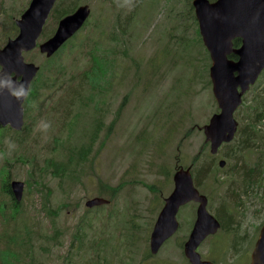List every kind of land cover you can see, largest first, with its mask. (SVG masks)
<instances>
[{
  "label": "rangeland",
  "instance_id": "rangeland-1",
  "mask_svg": "<svg viewBox=\"0 0 264 264\" xmlns=\"http://www.w3.org/2000/svg\"><path fill=\"white\" fill-rule=\"evenodd\" d=\"M30 1L0 0V47L17 33L16 20ZM57 5L73 11L89 5L91 16L60 49L55 61H49L51 58L38 49L25 55L27 61L40 66V71L48 69L37 87L38 83H51V76L58 81L53 89L39 95L43 104L31 122L34 131L28 133L27 129L20 136L24 145H19L13 131H4L0 142V169L4 168L5 180L7 172L9 181L25 183L18 223H36L39 243L34 240V264H159L164 258L173 260L168 264L182 261L179 246L196 220L194 204V216L192 207L181 209L178 234L156 256L150 253V236L164 200L174 188L177 166H188L199 152L203 165L212 162L218 168L205 190L200 189L210 198L211 213L231 216L236 232L245 231L256 240L264 223V178L256 172L248 179L245 172L257 166L264 152L238 153L230 162L226 153L240 151L238 135L230 147L211 154L210 143L200 128L219 112L210 79L212 62L208 54L203 56L202 41L195 33L198 26L187 11V0H59ZM56 27L53 19L45 26L50 30ZM46 38L43 36L40 43ZM95 55L96 60L101 56L113 63L105 92L93 90L92 80L88 85L82 81ZM259 81L255 86L262 88L264 72ZM255 86L247 94L248 100L254 97ZM248 106L249 101L236 115L240 128ZM74 110L79 113L72 126L76 125L77 137L69 143L67 139L74 134L62 127V120ZM98 118L103 120V129L91 144L84 133L87 137L93 133ZM41 122L51 124L48 132L42 130ZM72 144L90 145L87 162L80 171L75 166L70 168L77 170V175L64 179L54 176L53 159L66 161ZM220 160L226 161L223 169L218 167ZM32 164L38 177L45 176L47 198L36 190L34 179V191L30 189ZM215 176L220 183L215 182ZM1 179L0 204L7 201L11 208L10 197L1 192ZM117 186L121 191L112 198L110 187ZM94 198L110 203L86 207ZM76 232L83 242L72 245ZM45 235L57 238L59 244L45 241ZM227 237L222 232L217 238ZM0 247L4 245L0 243Z\"/></svg>",
  "mask_w": 264,
  "mask_h": 264
},
{
  "label": "water",
  "instance_id": "water-1",
  "mask_svg": "<svg viewBox=\"0 0 264 264\" xmlns=\"http://www.w3.org/2000/svg\"><path fill=\"white\" fill-rule=\"evenodd\" d=\"M56 2L57 0H32L16 20L18 35L0 48V80L15 74L22 78L20 81L17 78L13 80L29 88L38 75L40 66L26 61L25 53L38 49L41 54L51 58L82 29L90 17L89 5L78 7L75 12L59 21L53 36L39 44ZM193 6L200 34L212 60L210 79L220 108V112L201 128L206 141L211 144V153L215 155L224 143H231L235 139L239 128L235 113L242 105L244 95L264 71V0H194ZM236 38L242 39V47L230 51ZM231 52L238 55L237 61L228 58ZM23 102L24 100L16 101L7 91L0 93V123L10 124L15 130H21L24 124ZM225 164L224 160L219 162L221 168ZM173 179L174 190L165 199V205L150 237L151 253L158 254L163 244L178 231L179 209L190 202H197V217L185 245V255L191 264H208L201 260L197 249L208 234L218 230L220 223L208 212V198L196 187L191 167L180 168ZM11 189L15 200L21 202L24 182L13 181ZM109 203V200L94 198L86 202V207L94 208ZM252 264H264V226L252 256Z\"/></svg>",
  "mask_w": 264,
  "mask_h": 264
},
{
  "label": "trees",
  "instance_id": "trees-1",
  "mask_svg": "<svg viewBox=\"0 0 264 264\" xmlns=\"http://www.w3.org/2000/svg\"><path fill=\"white\" fill-rule=\"evenodd\" d=\"M211 1V0H210ZM187 7H188V13L191 11V0H187ZM73 10H66L62 9L60 6L53 12L51 19L54 20V24L57 25L61 18L65 17L66 15H69L72 13ZM191 14V13H190ZM55 31V28L52 30L45 29L44 36L47 38L50 37ZM64 48H62L63 50ZM62 50H60L57 54H55L49 61H55L56 57L61 54ZM97 59V56L95 55L91 65L89 66L88 71L85 72L84 77L82 78V81L88 85L89 80H92V89L96 91L105 92L106 87L111 81L112 76V62H109L108 60H105V57H101ZM48 71L47 67H44L43 71H41L38 75V78L36 81L41 82V76L44 75V72ZM50 82H44L38 83V87L36 88V99L41 102V97L39 96L42 91L45 92L47 89H53L54 85L57 83L58 79L56 77H49L48 79ZM260 82V81H259ZM90 85V84H89ZM256 93L254 94V97L251 100H248L247 94L244 97V104L249 101L248 111L245 115V120L243 121L242 128H239L238 134L241 136L242 144L238 143V148L240 151H233L232 153H226V156L230 159V162L233 161V158L238 156V153H245L250 151H258V152H264V84L263 87L260 88V85L257 87L255 86ZM43 93V92H42ZM75 96V95H74ZM43 102L40 103L42 105ZM84 105L89 107L88 102H84ZM78 112L74 110L73 115H67V118H63L62 120V127L70 128L74 134V136H69L67 141L70 143L71 141H74L76 139V125L74 127L73 123L77 122L78 119ZM96 116V115H95ZM97 125L98 127L93 131L90 136L87 137V133H84V139L90 138L92 140L91 144H94L95 139L99 132L103 129V120L102 118L97 119ZM81 137L80 139H82ZM20 143L19 145H24L23 138L21 140H18ZM62 143L63 140H62ZM231 144L225 145L226 147H230ZM90 145L88 148H85L83 145L81 147H78V145H73L69 147L67 150V153L65 154V157H67L66 161L63 160H55L53 159L52 163V173L54 176L60 177L61 179H64L66 176H72L77 175V170L80 171L81 167L87 162L89 153H90ZM237 149V148H236ZM215 161V160H214ZM261 162L263 164L261 165ZM75 166L77 170L72 171L70 170L71 167ZM192 166V172L194 175V180L198 188H201L205 190L206 182L208 179L212 177L213 174H215V171H218V168L216 165H214L212 162L208 165L202 164V153L199 152L190 162V164L187 166ZM239 166V165H238ZM33 171L30 173L29 177V185L30 189L33 192V188L31 186L33 185L31 182V179H34L37 183L36 188L37 191L42 192L43 198H47V191L45 183V176L41 179L38 177V175L35 173V168L32 164ZM48 166L45 164L43 166L44 172L47 171ZM181 168V166H179ZM256 172L262 173V178H264V158H262L255 168H250L249 171L246 170L245 175H249V177L254 176ZM7 174V172H6ZM215 182L220 183V180L218 177H214ZM252 181V180H251ZM41 186L42 188H40ZM121 186L117 187H110V194L112 198H115L118 196V194L121 191ZM3 193L10 197L11 205L13 207L9 208V205H7V201H5L3 204H0V243L4 245V247H0V264H34V257L32 256L35 253V246H34V240L37 238V231L34 228L35 222L32 223L30 220L25 221L23 223L19 222V217L21 215L20 207L19 205L14 201V199H11V189L9 186V182L6 180ZM46 206V203L44 204V207ZM12 209V210H11ZM47 214H52L50 210H47ZM11 226H14L11 228ZM80 229V228H79ZM41 235V234H40ZM58 237L59 235H54ZM42 238L45 241H51L54 240L55 244H59V240L55 237L50 238L48 236H42ZM39 240V239H38ZM37 240V243H39ZM75 241H78L79 243L83 242V238H80L79 233L76 232L73 236L72 245ZM52 242V241H51ZM53 244V243H52ZM43 250H47V248L43 247Z\"/></svg>",
  "mask_w": 264,
  "mask_h": 264
},
{
  "label": "flooded vegetation",
  "instance_id": "flooded-vegetation-1",
  "mask_svg": "<svg viewBox=\"0 0 264 264\" xmlns=\"http://www.w3.org/2000/svg\"><path fill=\"white\" fill-rule=\"evenodd\" d=\"M193 1L194 0H191V6L192 7H191L190 13L193 14L195 23L198 26L196 28L195 33H196V35H199L200 41H202V45L204 48L203 56H206L208 54L210 57V54L204 45L203 38L200 35L199 23H198L197 18H196V11H195V8L193 6ZM211 1L215 2L216 0H211ZM16 28H17V34H18L19 29H18L17 25H16ZM5 45H6V43L3 46H1L0 48H3ZM241 47H242V39L236 38L233 40V47L230 51L239 50ZM228 58L234 62L239 59L238 55H236L234 52H231L230 54H228ZM210 60H211V57H210ZM1 70H2V68L0 67V71ZM11 76H12V78H17L19 81L22 78V77H18L15 74H12ZM29 88H30V94L27 96V99L24 100L23 105H22L23 109H24V124H23L22 129L18 131V130H15V128L13 126H11L10 124L2 125L0 123V142L4 138V135H3L4 131H13V133L16 134L15 138H17L18 140H21L22 138L20 136L24 133L25 130L30 129L31 122L36 120V113L39 110H41L42 105H40V103L43 102L42 99H41V102L36 99V96H37L36 95V88H37L36 79L33 80V82L31 83ZM28 121H29V123H28ZM32 131H34V129H30L28 131V133H30ZM0 145H2V143H0ZM178 168L179 167L177 166L176 171L179 170ZM181 168H183V166H181ZM176 171H175V173H176ZM0 173H1L0 177L2 178L1 179V181H2L1 192L3 193V191H4L3 187H4V184L6 181L4 168L0 169ZM7 178H8L9 184H11L12 181H9V179H10L9 173H7ZM10 189H11V186H10ZM200 193L203 194L201 190H200ZM203 195H205V194H203ZM207 198H208L207 210L212 216H214L217 219V221L220 223V227L218 228V230L215 233L208 234V237L198 247L197 252H198V254H200L201 260L204 262H208V264H252V256H253L257 241L259 239L260 232H259L256 240H251L247 236V234H245V231H243L242 233L236 232V229H234L231 226V223L234 222L232 220V217L227 215V214L226 215L228 217H223V216H220L219 214H214V213L212 214L211 212H213V211H212L210 198L209 197H207ZM11 199H14L12 191H11ZM193 204L196 206V211H195V206ZM164 205H165V202H164ZM164 205H163V207H164ZM185 206L186 207H192L193 208V216H194V211H195V217H197V210L199 207V203L190 202V203L182 206L179 209L178 215L180 214V216L178 217V215H177V219L178 218L180 219V217L182 218L181 209ZM163 207H162V209H163ZM223 210H225V209L223 208ZM228 223H230V224L228 225ZM194 224H195V222L193 223V226H192L190 233H189L188 237L186 238V240L179 246V249L181 250V254L183 255V260L179 261L177 263H174V264H191L185 255V245L189 240V236L193 230ZM180 228H181V225L179 226V230H180ZM179 230H178V232H179ZM178 232L172 238L168 239L166 243L163 244L160 251L168 245L167 243L170 242V240H172L178 234ZM222 232L227 233L228 237L225 240H221V239L218 240L217 237ZM229 236H230V238H229ZM205 243H207V248L205 251H203V247L206 245ZM160 251H159V253H160ZM158 254H156V255H158ZM164 260H166V261H164ZM167 261L168 260L164 258V259L159 260L158 262H159V264H168L169 262H173V260L169 261V262H167Z\"/></svg>",
  "mask_w": 264,
  "mask_h": 264
},
{
  "label": "clouds",
  "instance_id": "clouds-1",
  "mask_svg": "<svg viewBox=\"0 0 264 264\" xmlns=\"http://www.w3.org/2000/svg\"><path fill=\"white\" fill-rule=\"evenodd\" d=\"M4 91H7V93L18 102L27 99V96L30 94V88H26L23 83L14 81L11 75H7L5 79L0 80V93ZM41 128L44 132H48L51 128V124L41 122ZM5 142L11 144L10 141L6 140Z\"/></svg>",
  "mask_w": 264,
  "mask_h": 264
}]
</instances>
